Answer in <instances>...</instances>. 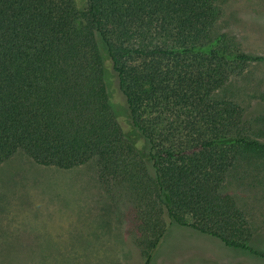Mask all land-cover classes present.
<instances>
[{
	"label": "trees",
	"instance_id": "trees-1",
	"mask_svg": "<svg viewBox=\"0 0 264 264\" xmlns=\"http://www.w3.org/2000/svg\"><path fill=\"white\" fill-rule=\"evenodd\" d=\"M219 1L0 0V164L95 160L142 264L173 226L264 259L223 189L239 154L264 143L216 97L259 58L220 31Z\"/></svg>",
	"mask_w": 264,
	"mask_h": 264
},
{
	"label": "rangeland",
	"instance_id": "rangeland-1",
	"mask_svg": "<svg viewBox=\"0 0 264 264\" xmlns=\"http://www.w3.org/2000/svg\"><path fill=\"white\" fill-rule=\"evenodd\" d=\"M218 6L220 31L259 60L237 68L216 97L242 109L251 133L264 143V0H220ZM223 189L247 218L251 247L264 252V152H241ZM114 196L100 183L95 160L61 170L15 154L0 164V264H142L127 232L128 210ZM152 264L264 259L173 226Z\"/></svg>",
	"mask_w": 264,
	"mask_h": 264
}]
</instances>
